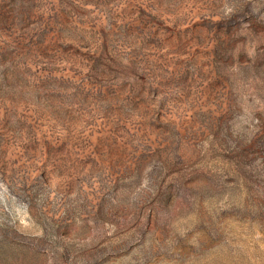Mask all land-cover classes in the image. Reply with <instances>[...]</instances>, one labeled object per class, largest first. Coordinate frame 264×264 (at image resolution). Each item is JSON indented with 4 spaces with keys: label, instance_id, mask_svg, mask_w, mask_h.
Here are the masks:
<instances>
[{
    "label": "rangeland",
    "instance_id": "374dc122",
    "mask_svg": "<svg viewBox=\"0 0 264 264\" xmlns=\"http://www.w3.org/2000/svg\"><path fill=\"white\" fill-rule=\"evenodd\" d=\"M0 264H264V0H0Z\"/></svg>",
    "mask_w": 264,
    "mask_h": 264
}]
</instances>
